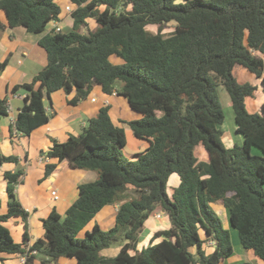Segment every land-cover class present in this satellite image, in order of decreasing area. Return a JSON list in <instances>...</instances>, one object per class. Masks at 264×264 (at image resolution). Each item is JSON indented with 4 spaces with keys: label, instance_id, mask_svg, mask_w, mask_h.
<instances>
[{
    "label": "trees",
    "instance_id": "trees-1",
    "mask_svg": "<svg viewBox=\"0 0 264 264\" xmlns=\"http://www.w3.org/2000/svg\"><path fill=\"white\" fill-rule=\"evenodd\" d=\"M58 1L0 0L5 17L0 29L22 26L41 33L60 19ZM69 1L75 7L70 30L43 35L38 44L46 51V65L30 82L10 88L12 94L26 92L11 135H29L49 120L45 99L51 106L52 92L74 90L68 102L75 104L98 85L104 93L122 95L141 114L128 124L147 146L129 157L122 154L124 129L112 122L108 105L88 118L78 135L52 139L42 153L57 161L45 164L44 176L67 160L96 177L78 184V197L63 216L52 209L42 219L44 237L29 250L40 254L43 264H56L60 257L76 264H223L233 247L229 230L210 207L218 203L240 245L264 263V0ZM169 23L174 26L166 31ZM113 56L123 62H111ZM5 65L0 62V68ZM242 68L259 84L241 81ZM219 86L229 95L241 145L225 147L221 141ZM248 98L261 102L259 112L249 111ZM6 101L0 99V114H7ZM198 146L206 159L197 156ZM16 160L0 153V165ZM172 174L178 182L169 190ZM23 175L22 167L4 173L8 198L0 214V253H26L27 233L22 243L15 242L5 224L15 217L26 221L15 193ZM107 204L118 205L113 226L105 230L94 223L78 238ZM157 209L167 213L169 226L154 231L150 244L138 249L144 222ZM116 243L114 256L103 255Z\"/></svg>",
    "mask_w": 264,
    "mask_h": 264
},
{
    "label": "crops",
    "instance_id": "crops-1",
    "mask_svg": "<svg viewBox=\"0 0 264 264\" xmlns=\"http://www.w3.org/2000/svg\"><path fill=\"white\" fill-rule=\"evenodd\" d=\"M64 1V5L71 4L69 0ZM66 16H70V13L66 11L62 12L61 7L60 19L57 20L61 26L64 25L61 24V21L63 18L65 19ZM0 20L5 22L2 18ZM68 23H70L71 27L72 21ZM52 26L53 23L50 22L41 33L29 32L22 26H7L4 29H0V62L6 60V65L0 68V99L5 98L9 103L7 114H0V153L4 155H13L17 159L16 162H7L0 165V214L5 213L7 209L8 197L4 173L7 171H14L17 167L24 166V175L22 181L16 185L15 193L21 206L27 211V218L24 222L21 218L15 217L9 220L10 226H6L9 228L15 242L22 243L24 241V232L27 233L26 247L37 239L44 237L42 219L45 218L52 209L63 216L66 209L78 197V184L86 182L88 179L92 181L96 177V173L92 170H74L78 168L71 167L67 160L58 162L52 173L48 176H44L46 163L39 161L40 152L48 150L52 144V139L64 141L70 135H74L77 130L74 129V124L81 130L86 124L87 119L95 116L100 107L108 105V108H110L111 98L120 96L118 94L104 93L101 87L96 85L91 89V92L86 98L80 99L75 104H72L68 102V99L74 96V90L70 94H66L61 89L56 90L51 94V106L45 105L47 110L50 108L49 113L52 114L53 118H49L45 124L34 129L29 135L20 133H18L17 136L11 135L12 127L10 126V116H16L23 105L26 92L19 89L12 94L10 88L15 84L30 82L33 76L46 65V51L38 44V40L43 35L47 34L52 29ZM263 99L264 96L262 97V100ZM255 103L257 106L251 108L249 111H258L261 102L255 101ZM130 118L134 117L131 115ZM117 120L121 119L119 118ZM126 121L128 122V120ZM12 132L14 133V131ZM75 135H78V133ZM227 142L228 144L226 147L232 146L233 140L227 138ZM146 146V141L145 143L141 142L134 151H140ZM202 150L205 155L199 158L206 159V152L203 147ZM23 158H25L24 162ZM56 161V159L49 158L48 162ZM79 173H81L80 177L73 178L74 175ZM83 176H85V179H83ZM68 179H72V181L69 180L67 182ZM52 190L56 191L55 195L51 194ZM107 205L103 206L94 214L93 218L82 228L83 232L87 229L90 230L94 223H97L102 229L113 226L115 214H108V216L106 214L103 217L102 214H100L106 209ZM110 205H113V211L116 213L118 205ZM162 212H164V210L157 209L151 214V218L161 222L158 229H165L169 226L168 215L166 214L167 216L163 218ZM157 213H159V216H157ZM97 215H101V219H96ZM149 218L150 216L146 219L147 223H149ZM111 222L113 223L111 224ZM152 223L154 226L152 229L154 230L155 223L151 222L149 225L151 226ZM102 224H104L105 227H103ZM147 239L148 238H146V240ZM239 243L240 242H237L233 245L234 250L237 249L239 253L246 255L240 250L241 245ZM211 244L213 245V243L209 245ZM118 250L119 244L116 248L104 249L102 253L106 256H114ZM30 255H32L30 261L28 263H22L21 254L19 253H0V264H43L44 259L40 254L35 252ZM241 261H248L251 264H264L261 259L254 260L247 257ZM56 264H76V261L73 258L60 257L57 259Z\"/></svg>",
    "mask_w": 264,
    "mask_h": 264
},
{
    "label": "rangeland",
    "instance_id": "rangeland-1",
    "mask_svg": "<svg viewBox=\"0 0 264 264\" xmlns=\"http://www.w3.org/2000/svg\"><path fill=\"white\" fill-rule=\"evenodd\" d=\"M64 3H65L64 0H60L59 1V5L62 7V12L65 11L64 10V6H63ZM1 18L5 20V17H4V14L2 13V11H0V19ZM70 21H71L70 16H66L65 19L63 18V20L61 21V24H64V25L62 26V30L61 31L65 32V31H69L70 30V23H68ZM88 22H89V27L91 29H93L95 27V21L91 18V19L88 20ZM173 26H174L173 23H169L168 26H167L166 31H170L171 28H173ZM84 31H85V29H83V32ZM110 60H111V62L116 63V64H119V63H122L123 62L122 59H120L119 57H116V56L111 57ZM238 75H239V79L241 81H249V82H251L253 84H259L258 79L255 77V75L252 74L251 72H249L245 68L240 69ZM21 90H23V89L21 88ZM217 94H218V98L220 100V104H221L222 111H223V115H224L221 124H219V126H218L219 129H220V131H221V141H222V143L224 144L225 147L228 144L227 138L229 140H233V144L241 145L242 144V137H241L240 133H238L236 131V124H235V121H234V114H233V110H232V107H231V102H230L229 95L227 94V92L223 88V86H219L218 87ZM246 103H247L246 104L247 105V108L249 110H251V108H255L257 106L256 103H255V101H254V99H252V98H248L246 100ZM46 104L49 105V100L47 98L45 99V105ZM110 104H111L110 105V108H108L109 109L108 110L109 116H111V119H112V121L114 122L115 125H117L119 127H123L124 133H125L126 144L121 149V152H122V154L125 157H129L130 154H132V153L135 152L134 150L137 149L138 145L141 142L142 143H145V141L144 140H141V139H137V138H135L132 135V132H131L130 127H129V124H128V122L126 120L129 121V119L132 120V119L140 118L141 117V114L138 113L137 111H134L133 109H131L127 105V103L125 101V98L122 95H120L119 97H112L111 100H110ZM260 105H259V109H260ZM259 109H258L257 112H259ZM131 115L134 118H130ZM49 118L50 119L53 118L51 113H50V117ZM119 118L121 120H117ZM73 127H74V129H77L76 132H75V134H77V133L79 134V132L81 131L80 128L78 129V127H77L76 124H74ZM42 152H44V151H41L40 154H39V156H44L45 155ZM195 152H196L197 156H199V157H204V155H205V153L202 150V147L201 146L197 147V149H196ZM252 152L255 154L258 151L256 149H253ZM24 160H25V158H23V162H24ZM22 165H24V164H22ZM23 167L24 166H22V168ZM74 170H83V169H74ZM84 170H87V169H84ZM80 176H81V173L74 175L73 178H78ZM83 179H85V176H83ZM69 180L72 181V179H68L67 182ZM89 180H91V179H88V181ZM177 182H178L177 175L176 174H172L170 176V178H169V181H168V187H169L168 189L170 190V188L173 185H175ZM81 183H83V182H81ZM6 193H7V191H6ZM210 207L218 215V217L220 218L223 227H225L226 229L229 230L230 240H231V244H232V247H233L234 244H236L237 242H239V237H238V233H237L236 229L235 228H232L229 225L228 214H227L226 208L224 206L218 204V203H210ZM100 214H102V217L105 216L106 214H107V216H108V214H115V212L113 211V205L108 204L106 206V209H104L102 211V213H100ZM166 214H167L166 212H162L163 218H165L167 216ZM96 219H98V220L101 219V215H97L96 216ZM10 220H12V219H10ZM148 222L149 223H147V221H146V223L144 222V225H143V228H142V232L138 236V240L141 238L140 241H139V243L137 244V248L138 249H141L142 247H146L147 245L150 244V240H151V237L153 235L152 232H154V230L158 229V227L161 225V222L159 220H156V219L151 218V215H150V218H149ZM151 222H154L155 223L154 224L155 225L154 230L152 229L154 227L153 226V223H152L151 226L149 225ZM9 223L10 222L8 220L5 224L7 226H10ZM112 223L113 222H111V224ZM102 226L105 227L104 224H102ZM103 229L107 230L108 228H103ZM83 235H84V232H83V229H81L77 233L76 236L78 238H80ZM146 238H148V239L146 240ZM159 239L160 238H156L155 240H153V243L156 242V241H158ZM210 243H212V241H208L207 242L208 245ZM117 246H118V243L113 244V245H111L108 248L112 249V248H116ZM240 248H241L240 250L242 252H244V254H246V255H243V254L239 253L237 249L234 250V248H233L232 254L230 256H228L226 259H224L222 263L223 264L236 263L238 261H241V260L246 259V257L247 258H250V259H254V260H259L257 257H255V255L253 254V252L251 250H246L242 246ZM191 250L193 251L194 249H191ZM205 250H206V252H209L210 251V249H208L207 246H205ZM108 257H110V256H108ZM228 262H230V263H228Z\"/></svg>",
    "mask_w": 264,
    "mask_h": 264
},
{
    "label": "built area",
    "instance_id": "built-area-1",
    "mask_svg": "<svg viewBox=\"0 0 264 264\" xmlns=\"http://www.w3.org/2000/svg\"><path fill=\"white\" fill-rule=\"evenodd\" d=\"M74 8H75V7H74L72 4L64 5V10H65L66 12H69V13H71L72 10H73ZM52 23H53L52 30H53L54 32H59V31L62 30V26L60 25L59 22H57V21H52ZM112 94H116V92L113 91ZM6 102H7V101H6ZM6 104H7V111H8V105H9V103L7 102ZM47 111L50 112V108H49ZM15 120H16V116H10V126H12L13 129H14ZM38 159H39V161L44 162V163H47V162L49 161V158H48L46 155H44V156H39ZM51 194H52V195H55V194H56V191H53V190H52ZM157 216H159V213H157ZM35 252H36L35 250H31V251H30V250H29V245H28V246L26 247V253H23V254H21V256H20V257H21V261H22V263H24V262L26 261L27 256H29L31 253H35Z\"/></svg>",
    "mask_w": 264,
    "mask_h": 264
},
{
    "label": "bare ground",
    "instance_id": "bare-ground-1",
    "mask_svg": "<svg viewBox=\"0 0 264 264\" xmlns=\"http://www.w3.org/2000/svg\"><path fill=\"white\" fill-rule=\"evenodd\" d=\"M171 187V186H170Z\"/></svg>",
    "mask_w": 264,
    "mask_h": 264
}]
</instances>
